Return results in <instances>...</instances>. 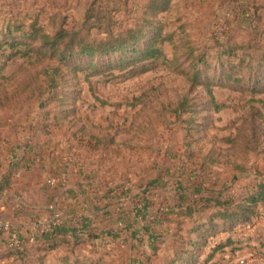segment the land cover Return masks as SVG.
I'll use <instances>...</instances> for the list:
<instances>
[{"label":"rangeland","instance_id":"rangeland-1","mask_svg":"<svg viewBox=\"0 0 264 264\" xmlns=\"http://www.w3.org/2000/svg\"><path fill=\"white\" fill-rule=\"evenodd\" d=\"M34 16L56 52L6 37ZM137 27L163 56L93 74L80 41ZM17 155L0 247L27 252L0 264H264V0H0V179ZM59 214L98 238L43 254Z\"/></svg>","mask_w":264,"mask_h":264},{"label":"trees","instance_id":"trees-1","mask_svg":"<svg viewBox=\"0 0 264 264\" xmlns=\"http://www.w3.org/2000/svg\"><path fill=\"white\" fill-rule=\"evenodd\" d=\"M151 4H153L152 1H151ZM151 4L149 5V8L153 7V5ZM94 18L99 19L97 15H94L92 17H88L87 20L89 21ZM38 21H39L38 16L37 17L34 16L32 18V21H28V22H24V21L20 22L18 19L12 20L11 22L13 23L14 26H12L10 22H8L7 23L8 27L6 29L8 34L6 37L11 38L13 33L16 31H19V32L22 31L24 33L28 31V33L30 32L29 38L31 41H35L36 39L37 40L39 39L41 41V46H43L44 48L51 49L54 52H56L58 50L59 41L63 39L62 37H60L61 34L59 33V35H56L55 38H51L49 35H46V34H42L39 36V33L37 32L40 31L41 28L38 27ZM28 23L29 25L26 26V24ZM11 27H15L14 31L12 30ZM144 28H146V26H144ZM144 28L143 27L131 28L117 35H112L108 30V36L104 39H96L93 42L80 41L81 47L79 49L80 50L79 54L83 55L84 57H90V58H95V57L96 58L97 57L108 58L107 60L101 61L99 66H97V63L92 61V63L94 62L95 64L93 66V70H94L93 74L95 75L103 74L107 70H119L120 72L128 71L129 69H132L135 66L146 64L150 61H154L156 59L161 58L163 56V52H162V49L158 47L157 45L159 43L158 40L156 39L158 35H156V37H152V39H149L148 41H144V38H145ZM60 59L66 60L68 59V57L66 56V54H63L62 57H60ZM215 106H216V110H220V108L222 107L221 105H217V104ZM80 143L81 145L90 146V148H93L94 150L97 149V145H92L89 142L87 143L81 140ZM27 155L31 156L30 153H28ZM18 157L20 156L17 155V158L15 161H10L8 163L9 169H7V171L1 173L0 195L3 196V198L7 200L6 204L2 205V207L0 206V215L2 216V218H3V211L7 210L8 206H10L9 205L10 201L8 200V198H5V197L9 194L8 191L14 190L13 188L15 185V179L17 177V172L15 169L17 166L14 164L16 161H18L20 164L21 161L27 160L26 155L22 157L20 160ZM194 187L200 188L201 184L198 186L194 185ZM188 191L189 190L187 191L185 190V192H188ZM70 192L73 193V191H69V193ZM194 192L191 193V195L194 194L195 196V200L192 201L194 202L193 206L201 207L203 205L202 204L203 202H207V200H209V199H204L203 195H200L201 194L200 191H197L194 189ZM199 195L200 197H198ZM12 198L14 199V202L17 206H21L22 204L25 205V203H23L22 197H20L19 195L15 194V196H13ZM197 198H200V199H197ZM249 200L250 202H253V203H257L260 200H264V183H261L259 186L256 187V193H253L251 197L249 198ZM188 202L184 203L183 201H181L180 204H177L175 206V209L178 207L182 210V212H184V207L186 208V206L190 205L188 204ZM159 208L160 209L158 210L164 211L162 206ZM164 208H166V206ZM48 212L50 213L52 212V216L57 215L59 213V211L57 210L55 206L52 207V210L49 208ZM157 214L159 213L157 212L156 215ZM160 215H158L157 219L160 218L163 220L165 214L162 212L160 213ZM8 217H6V219ZM220 217L224 218L223 215H221ZM12 218L13 219L15 218V214H13ZM12 218L11 220L13 221ZM60 219H61L62 225L52 224V226H49L48 229L44 230L37 238V241H38L37 243L38 245L36 244L37 250H39L43 254H46L48 252L51 253L55 251L56 249L61 247L60 245H62V243L69 244L73 238H75L76 240H79L78 237H76V235L80 233H85V231L88 229L87 227L88 225L85 223H81L80 226L78 227L77 226L73 227L71 225H68L67 219H65L64 216L60 215ZM88 230H89L88 237L92 239L98 238V237H95L97 235L92 233L93 231H90V229ZM77 243H79V241H77ZM229 243H231L230 240L228 241V244L219 245L216 248V250H224V248L229 246ZM22 247L25 249L23 250ZM26 248H27L26 246L24 247L23 245H17V243L15 245L14 242H13V245L8 244V245H5L4 247L1 246L0 247V262L2 260H11L13 258H14L13 259L14 261L15 260L18 261V259H20V257H23L24 253L27 252ZM211 259L212 258H209L208 260L210 261ZM206 262L208 261H205L203 264H206ZM190 264H194V263H190Z\"/></svg>","mask_w":264,"mask_h":264},{"label":"crops","instance_id":"crops-1","mask_svg":"<svg viewBox=\"0 0 264 264\" xmlns=\"http://www.w3.org/2000/svg\"><path fill=\"white\" fill-rule=\"evenodd\" d=\"M2 205H3V203L2 202H0V206L2 207Z\"/></svg>","mask_w":264,"mask_h":264},{"label":"built area","instance_id":"built-area-1","mask_svg":"<svg viewBox=\"0 0 264 264\" xmlns=\"http://www.w3.org/2000/svg\"><path fill=\"white\" fill-rule=\"evenodd\" d=\"M0 229H2V227H1ZM5 229H6V228H5Z\"/></svg>","mask_w":264,"mask_h":264}]
</instances>
